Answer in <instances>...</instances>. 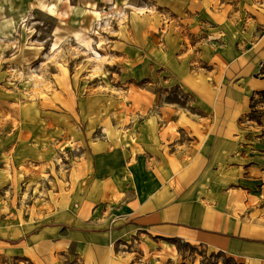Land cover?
<instances>
[{
    "label": "rangeland",
    "instance_id": "374dc122",
    "mask_svg": "<svg viewBox=\"0 0 264 264\" xmlns=\"http://www.w3.org/2000/svg\"><path fill=\"white\" fill-rule=\"evenodd\" d=\"M261 90L264 0H0V264H105L86 231L107 264H264L131 214L176 191L262 219Z\"/></svg>",
    "mask_w": 264,
    "mask_h": 264
},
{
    "label": "crops",
    "instance_id": "0c3cea01",
    "mask_svg": "<svg viewBox=\"0 0 264 264\" xmlns=\"http://www.w3.org/2000/svg\"><path fill=\"white\" fill-rule=\"evenodd\" d=\"M230 201L234 200L228 199L225 207V209H230L229 213L219 214L211 212L195 202H187L174 191L169 201L158 195L144 201H133L134 208H132L131 214L133 217H137L135 221L139 223V228L148 229L154 236L179 238L190 242L198 241V243L211 241L218 243L215 248L221 250H227L230 245H234L233 241L241 242L240 244L244 247L243 255L249 258L250 256H260L264 262V217L257 220V216L253 218L250 215L238 220L233 214L237 205L229 203ZM191 215L195 221L189 223L187 221ZM109 235L108 232L102 234L101 237L105 241L103 244L98 243L96 238L99 236L94 232H76L75 237L81 238L78 247L85 253H94V247L98 246V252L104 256L102 260L107 264L108 258H111L112 251H114L113 245L108 243ZM65 242L67 241L63 243ZM10 243L0 239V252L8 250ZM12 243L15 244V242ZM61 244V239L57 238L56 242H52V244L42 242L40 247L46 254L51 253L54 260L56 251ZM254 248H260L262 252L254 255L250 251H245Z\"/></svg>",
    "mask_w": 264,
    "mask_h": 264
},
{
    "label": "trees",
    "instance_id": "16d2710c",
    "mask_svg": "<svg viewBox=\"0 0 264 264\" xmlns=\"http://www.w3.org/2000/svg\"><path fill=\"white\" fill-rule=\"evenodd\" d=\"M259 96L251 98L249 116L251 119L261 123L264 119V90H261ZM261 105V107H259Z\"/></svg>",
    "mask_w": 264,
    "mask_h": 264
},
{
    "label": "bare ground",
    "instance_id": "6f19581e",
    "mask_svg": "<svg viewBox=\"0 0 264 264\" xmlns=\"http://www.w3.org/2000/svg\"><path fill=\"white\" fill-rule=\"evenodd\" d=\"M5 22H7V23H10V22H11V20H10V19H6V20H5Z\"/></svg>",
    "mask_w": 264,
    "mask_h": 264
}]
</instances>
